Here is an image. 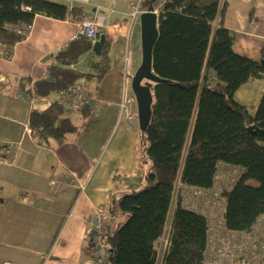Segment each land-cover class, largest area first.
Instances as JSON below:
<instances>
[{
    "label": "trees",
    "instance_id": "16d2710c",
    "mask_svg": "<svg viewBox=\"0 0 264 264\" xmlns=\"http://www.w3.org/2000/svg\"><path fill=\"white\" fill-rule=\"evenodd\" d=\"M153 1L145 0L143 7ZM226 8V0L164 4L152 69L166 83L144 82L153 101L149 124L145 132L138 131L143 182L139 189L122 192L116 202H110V214L125 218L105 236L109 250L105 264H156L157 243L176 184L211 188L220 164L243 170L225 193L226 228L248 231L264 214V133L247 129L254 125L264 130V91L253 116L234 99L243 84L264 79V47L255 60L232 51L234 33L222 24ZM36 15L69 20L83 16V10L47 0H0V43L12 48L23 41L25 36L15 27L32 24ZM90 49L84 38L71 41L48 66L45 78L34 81L31 88L23 87L25 94L50 100L47 109H32L28 117V128L38 144L55 147L78 132L57 94L83 90L79 85L83 77L101 78L109 71L106 40L91 73L72 68ZM90 109L80 111L84 118ZM206 232V219L177 203L162 264H201Z\"/></svg>",
    "mask_w": 264,
    "mask_h": 264
},
{
    "label": "crops",
    "instance_id": "0c3cea01",
    "mask_svg": "<svg viewBox=\"0 0 264 264\" xmlns=\"http://www.w3.org/2000/svg\"><path fill=\"white\" fill-rule=\"evenodd\" d=\"M83 16L56 20L36 15L31 32L0 57V109L13 116L0 120V140L17 145L12 164L0 166V264H90L88 230L94 209L116 202L125 191L142 186L138 162V131L128 129L119 117L118 104L132 91L130 82L141 55L136 49L135 26L126 37L123 13L129 0H47ZM64 1V2H63ZM222 24L234 33L232 51L255 60L264 47V0H226ZM101 7L106 13L100 34L109 42V71L101 78L85 76L80 87L97 99L88 117L69 113L78 132L55 147L38 144L28 128L30 111L47 109L50 100L34 98L28 105L20 96L23 87L46 76L48 66L71 42L75 25ZM218 23V20L215 22ZM117 24V27L113 25ZM140 39V38H139ZM132 52L130 74L124 76L126 48ZM99 56L90 51L72 68L91 73ZM134 75V74H133ZM23 83L25 86H23ZM264 91V79L243 84L234 99L253 116ZM10 100L13 103L9 104ZM83 188V189H82ZM114 204V203H113ZM177 199L173 198L164 232L157 243V262L162 264ZM125 217L109 212L110 234Z\"/></svg>",
    "mask_w": 264,
    "mask_h": 264
},
{
    "label": "built area",
    "instance_id": "2783aa9c",
    "mask_svg": "<svg viewBox=\"0 0 264 264\" xmlns=\"http://www.w3.org/2000/svg\"><path fill=\"white\" fill-rule=\"evenodd\" d=\"M76 1L86 2L85 0H66L69 4ZM144 1L129 0L127 2L126 11L123 13L124 21L127 22V38L137 17L145 12L154 14L157 26H159L162 10L167 0H154L149 6L151 10L149 7H143ZM106 18L103 8L96 7L92 16L84 17L76 23L70 40L84 38L92 47L99 39L100 29L104 28ZM113 27H117V24ZM15 28L25 37L31 32V25L20 24ZM9 56L10 50L0 43V57L8 59ZM131 63L132 52L127 47L124 54V76L130 74ZM32 85L33 83L30 84V88ZM20 96L30 102L35 98L32 93H21ZM57 97L63 102L67 112L71 114L79 113L86 106L93 109L97 105V99L94 96L79 89L63 90L57 94ZM118 108L119 117L125 126L130 130L138 128L136 99L132 93L120 100ZM16 149V144L0 141V166L13 163ZM242 172L243 170L239 167L220 164L215 183L211 188L202 189L183 183L176 184L173 198L177 199L179 206L206 219V243L201 264H264V214L255 220L248 231L229 230L225 226L224 215L227 206L225 193L231 190ZM108 221L109 206L106 204L97 206L92 213L88 230L92 256L90 264H105L109 258V250L105 242Z\"/></svg>",
    "mask_w": 264,
    "mask_h": 264
},
{
    "label": "water",
    "instance_id": "95a60500",
    "mask_svg": "<svg viewBox=\"0 0 264 264\" xmlns=\"http://www.w3.org/2000/svg\"><path fill=\"white\" fill-rule=\"evenodd\" d=\"M149 10H151V7H149ZM139 25L141 61L131 79L130 89L136 99L138 129L143 133L151 118L153 101L150 87L144 82L166 83V80L157 77L152 69V51L158 37L156 17L151 12H145L139 16ZM104 42L105 35L100 34L98 41L92 45L91 52L96 56H100ZM247 129L252 133H264V130L258 129L254 125L249 126Z\"/></svg>",
    "mask_w": 264,
    "mask_h": 264
},
{
    "label": "rangeland",
    "instance_id": "374dc122",
    "mask_svg": "<svg viewBox=\"0 0 264 264\" xmlns=\"http://www.w3.org/2000/svg\"><path fill=\"white\" fill-rule=\"evenodd\" d=\"M134 26H135V29H136V38L139 41V42H137L136 49H137V51H139V54H140V39H139L140 38V25H139V16L135 20ZM140 59H141V55H139V60ZM135 71L133 72V74L135 73ZM133 74H132V76H133ZM23 102H24L23 104L28 105L30 101L28 99H25ZM11 103H13L12 100H10L9 104H11ZM11 115L13 116L12 113L11 114L9 113V110L8 109H5V110L0 109V116H2V117H8V116H11ZM72 119L75 122L74 117H72ZM0 122H4V121H1L0 120ZM0 141H6V140H0Z\"/></svg>",
    "mask_w": 264,
    "mask_h": 264
}]
</instances>
